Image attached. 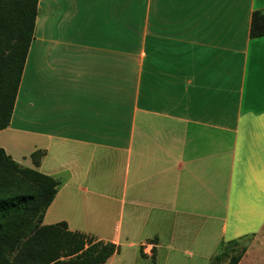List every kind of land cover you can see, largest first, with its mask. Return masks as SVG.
I'll list each match as a JSON object with an SVG mask.
<instances>
[{"label": "crops", "instance_id": "crops-1", "mask_svg": "<svg viewBox=\"0 0 264 264\" xmlns=\"http://www.w3.org/2000/svg\"><path fill=\"white\" fill-rule=\"evenodd\" d=\"M260 11L264 0H38L0 149L59 182L41 226L117 245L105 264H199L247 238L244 264L264 239Z\"/></svg>", "mask_w": 264, "mask_h": 264}, {"label": "trees", "instance_id": "trees-1", "mask_svg": "<svg viewBox=\"0 0 264 264\" xmlns=\"http://www.w3.org/2000/svg\"><path fill=\"white\" fill-rule=\"evenodd\" d=\"M37 4L0 0V131L10 123ZM250 37H264V11L252 14ZM42 156H32L35 164ZM58 186V181L19 166L0 149V264H105L119 252L113 243L68 231L65 223L41 226ZM243 239L221 243L209 264H239L247 249Z\"/></svg>", "mask_w": 264, "mask_h": 264}, {"label": "rangeland", "instance_id": "rangeland-1", "mask_svg": "<svg viewBox=\"0 0 264 264\" xmlns=\"http://www.w3.org/2000/svg\"><path fill=\"white\" fill-rule=\"evenodd\" d=\"M38 217V214L35 215L34 217V223L36 222ZM250 240V239H249ZM248 239H243L242 243L243 245H247L249 243ZM260 242L262 243V245L260 244L259 247H254L255 250L251 252L250 256L246 259L244 264H264V247H263V243H264V239H260ZM218 247H215L211 252H208L206 254H203L204 256L207 257L206 261H200L199 264H209L210 259L212 258V256H214L217 253V249ZM203 255H201L203 257ZM192 255H186V257H191ZM11 259V258H10Z\"/></svg>", "mask_w": 264, "mask_h": 264}]
</instances>
